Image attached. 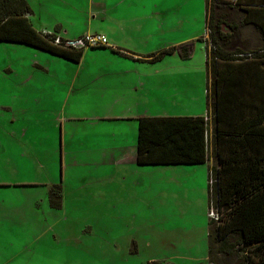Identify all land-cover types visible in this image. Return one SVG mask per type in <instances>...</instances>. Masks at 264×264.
I'll return each instance as SVG.
<instances>
[{
	"label": "rangeland",
	"instance_id": "374dc122",
	"mask_svg": "<svg viewBox=\"0 0 264 264\" xmlns=\"http://www.w3.org/2000/svg\"><path fill=\"white\" fill-rule=\"evenodd\" d=\"M29 1L38 28L39 0ZM166 1L159 4L169 10L163 21L169 28L156 36L164 41L160 48L190 45L189 58L178 50L166 58L185 62L176 75L206 80L205 5L202 0ZM96 27L89 32H100ZM251 32L242 34L254 49L259 43ZM47 58L55 59L32 47L0 42V264H209V222L214 221L209 173L215 160L167 167L122 164L116 172L103 159H64L62 169L59 131L60 125L71 124L72 103L63 104L61 84L45 69ZM21 60L29 61V68L18 65ZM52 103L64 105L62 111L55 113ZM89 137L82 125L74 142ZM92 140L88 143H97ZM60 180L65 204L51 207L48 187Z\"/></svg>",
	"mask_w": 264,
	"mask_h": 264
},
{
	"label": "crops",
	"instance_id": "0c3cea01",
	"mask_svg": "<svg viewBox=\"0 0 264 264\" xmlns=\"http://www.w3.org/2000/svg\"><path fill=\"white\" fill-rule=\"evenodd\" d=\"M27 1L32 9L28 17L38 31L49 29L65 39H74L86 33H103L110 43L108 46L81 51L80 58L73 60L23 43L4 42L32 47L55 57L54 60L47 58L50 67L46 66L45 69L53 76L50 79L61 84L59 90L63 93V104L66 100L72 103L69 112L71 118L68 120L71 124L60 125L59 131L62 169L66 166L64 159H103L106 163H112L116 172H119L122 164L129 167L206 164L175 160L199 157L187 147H182L185 153L175 150L172 141L177 138L182 142L181 136L196 128L197 122L185 118L204 117L205 111L208 112L210 81L207 60V79L199 81L188 75H176L185 65L184 61L179 59L173 63L166 56L161 60L155 59L164 51L160 48L164 41L158 42L156 36L169 28V24L163 22L169 10L164 8L166 13L159 6L166 0H39L38 28L33 18L37 13ZM211 1L202 0L207 29L206 58L207 48L210 47L208 22ZM223 5L230 7L227 10L224 8L223 12H228L229 22L236 27L235 30L225 29L233 36V49L253 51L263 48L264 51V1L225 0ZM93 24L101 31L89 32ZM244 29L251 30L256 37V43H259L256 48L248 47L251 41L243 38ZM254 62L257 70L251 74L238 75L240 85L229 83L230 97L237 95L239 90L244 95L246 92L253 94L256 100H264V55ZM33 64L42 65L39 61ZM18 65L29 68V61L26 64L21 60ZM7 66L8 74L13 75L12 62ZM53 66L56 69L54 71ZM21 78L25 79L23 83L28 84L27 78ZM52 104L57 114L64 107ZM50 106L48 110H52ZM179 108L181 112L177 111ZM175 122H181L177 133L172 130ZM82 125L86 132H90V137L86 140L77 139L75 143L76 133ZM98 128H102V133L98 131L95 134ZM210 135L213 137V125ZM91 137L97 143H88ZM164 143L167 144L165 150L162 147ZM141 146L144 151L142 163L138 160ZM153 149L154 152L150 154L148 151ZM61 183L62 180L54 182L53 186ZM48 188L50 190L51 187ZM65 200L64 192L61 206Z\"/></svg>",
	"mask_w": 264,
	"mask_h": 264
},
{
	"label": "trees",
	"instance_id": "16d2710c",
	"mask_svg": "<svg viewBox=\"0 0 264 264\" xmlns=\"http://www.w3.org/2000/svg\"><path fill=\"white\" fill-rule=\"evenodd\" d=\"M223 4L225 0L211 1L208 22L207 104L208 113L211 111L213 115V137L205 116L190 117L185 119L197 122L196 128L182 135V142L175 138L172 145L180 152L185 153L183 148L187 147L199 155L197 159L192 156L175 159L179 162L207 163L211 157L215 160L209 173V181L211 170L215 177L213 185L209 184V208L211 211L214 206L221 213L218 220L213 218L209 222V264H264V100H256L253 94L244 95L239 90L231 97L228 93L229 83L241 84L238 75L257 70L254 61L264 51L233 49V36L225 29L236 27L229 22L228 12H223L230 7ZM31 13L27 0H0V42L23 43L69 59L80 58L84 50L54 44L57 34L47 36L38 31L28 17ZM191 49L188 44L173 47L160 52L155 59L161 60L176 50L187 59ZM181 122H175L173 133L178 132ZM162 147L165 150L167 144ZM143 152L141 146L138 159L141 163ZM49 198L53 207L61 206L60 184L50 188Z\"/></svg>",
	"mask_w": 264,
	"mask_h": 264
},
{
	"label": "built area",
	"instance_id": "2783aa9c",
	"mask_svg": "<svg viewBox=\"0 0 264 264\" xmlns=\"http://www.w3.org/2000/svg\"><path fill=\"white\" fill-rule=\"evenodd\" d=\"M42 33L47 35V36H51L54 35L55 32L49 29H43ZM54 44L56 45H60L66 49H77V50H86L89 48H94V47H103V46H108L109 43V39L108 37L103 34V33H86L84 35H81L79 37H76L74 39H65L60 37L59 35H57L54 40H53ZM205 120L207 122V125L210 129L211 125H212V120H213V115L212 112L209 111V113L207 112V114L205 115ZM211 180L209 181V184L213 185L214 181H215V177L213 175V172L211 170ZM216 210V208H214V206H212L211 209V213L210 216H212L214 219L218 220L220 215L218 213L217 210V214L216 216L214 215V211Z\"/></svg>",
	"mask_w": 264,
	"mask_h": 264
}]
</instances>
